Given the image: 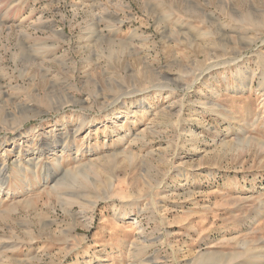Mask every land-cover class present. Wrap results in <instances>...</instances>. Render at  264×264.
Masks as SVG:
<instances>
[{
  "label": "rangeland",
  "instance_id": "1",
  "mask_svg": "<svg viewBox=\"0 0 264 264\" xmlns=\"http://www.w3.org/2000/svg\"><path fill=\"white\" fill-rule=\"evenodd\" d=\"M0 264H264V0H0Z\"/></svg>",
  "mask_w": 264,
  "mask_h": 264
},
{
  "label": "bare ground",
  "instance_id": "2",
  "mask_svg": "<svg viewBox=\"0 0 264 264\" xmlns=\"http://www.w3.org/2000/svg\"><path fill=\"white\" fill-rule=\"evenodd\" d=\"M35 158H36V157H35ZM35 158H34V159H35ZM34 159H33V160H34ZM36 159H37V158H36ZM59 167H60V166H59ZM47 172H48V171H47ZM2 186H3V185H2Z\"/></svg>",
  "mask_w": 264,
  "mask_h": 264
}]
</instances>
